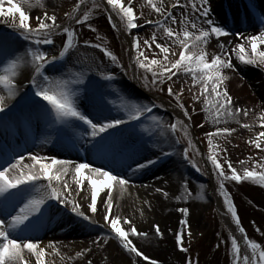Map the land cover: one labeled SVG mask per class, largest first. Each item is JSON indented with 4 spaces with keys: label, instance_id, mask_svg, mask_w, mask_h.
Segmentation results:
<instances>
[{
    "label": "rangeland",
    "instance_id": "rangeland-1",
    "mask_svg": "<svg viewBox=\"0 0 264 264\" xmlns=\"http://www.w3.org/2000/svg\"><path fill=\"white\" fill-rule=\"evenodd\" d=\"M35 1L0 0V33L8 26L32 30L17 31L14 32L16 36H11L22 40L17 41L29 53L35 71L44 64L54 65L61 58L60 67L56 69L62 72L49 69L55 72L49 75L50 82L43 84L37 79L36 87L48 90L62 103L73 105L76 111L72 112V107L68 111L53 106L46 99L33 102L44 105L56 120H80L82 125L78 129H90L93 134L103 137L106 130L93 127L95 122L91 113L96 109L93 102L102 104L106 110L115 109L119 117L113 114L112 118L120 129L137 123L135 131L143 133V138L127 142L129 147L139 144L148 157L147 163L154 166L161 161L156 150L161 156L173 154L175 162L184 165L185 171L181 172L190 182L188 188L175 198L178 223L177 219L170 226L160 223L159 231L153 235L157 241L170 242L169 257L164 256L168 252L159 254L143 246L128 228L129 222L119 218L121 223L116 221L114 232L127 234V237L119 235L127 247L124 249L121 242L116 245L121 257L125 258L119 264H237V240L211 198L212 175L225 208L247 232L256 251V264H264V0H248L261 12V18L253 22L252 29L246 30L255 32L256 36L238 39L232 45V51L224 45L226 38L221 33L222 29L230 32L220 25L225 19L222 10L234 3L247 13L242 0H123L131 6L130 11L120 12V15L126 21L127 29L134 28L129 29L130 35L139 41L137 55L147 69L143 84L139 85L125 68L124 47L116 33L119 29L105 5L97 3L84 8L81 17L72 23L75 13L86 4V0H49L52 14L49 15L45 8L27 14L26 6ZM229 1H233L232 4ZM133 17L136 20L131 21ZM229 21L233 22L232 19ZM224 22L228 23L227 20ZM147 23L153 24L144 26ZM52 29L63 31L50 36ZM209 40L217 45L213 51H189V48ZM39 55H48V61L39 60ZM215 55L218 59L214 61ZM240 62L249 67L247 75L238 72L240 75L246 79L257 78L249 85L242 80L238 87H234L237 80L229 68L237 70ZM235 73L238 75L237 71ZM258 78L262 79L261 82ZM151 91L160 92L177 104L192 120L194 130L182 114L151 97ZM219 97L224 109L227 107L226 116L233 122L223 121L225 113L216 107ZM143 116L147 118L142 119ZM41 120H46L45 116ZM158 123H166L169 131L161 133L155 128ZM199 142L211 151L212 175L208 168V172L204 168L208 164L204 162ZM78 151L81 152V148ZM47 156L50 158L45 162L46 169L54 161L62 160ZM65 161L74 162L75 159ZM101 165H90L97 178V187L107 185L102 176L105 171L116 176L122 187L127 184L123 175H114ZM167 175L158 168L148 179H164ZM200 201L205 204L202 208L199 207ZM55 206L58 210L63 209L60 203ZM3 243L9 246L7 242H0ZM41 243L32 246L33 253L38 264H50V258L41 256V252L48 253Z\"/></svg>",
    "mask_w": 264,
    "mask_h": 264
},
{
    "label": "bare ground",
    "instance_id": "bare-ground-1",
    "mask_svg": "<svg viewBox=\"0 0 264 264\" xmlns=\"http://www.w3.org/2000/svg\"><path fill=\"white\" fill-rule=\"evenodd\" d=\"M48 1L36 0L29 3L26 6V13H36L39 8H45L49 15L52 14L53 9ZM104 1L109 7L114 25L121 28L117 10L123 9L125 3L117 4L113 0L114 4L112 0ZM233 7L236 14L240 13V20L230 22L226 19L227 24L224 19L220 21V25L230 31L221 30L223 37L226 38L224 45L229 51H232V45L237 43L238 39L246 40L256 36L255 32L246 31L252 29L253 19H247L238 6L233 5ZM214 8L218 13V6ZM17 40L22 41L18 37L0 33V139L4 137L6 139L4 142L12 145L14 153L20 154L18 158L13 159V165L10 164L8 167L11 157L6 154V157H2L0 154V166L5 169L0 174V241L6 240L9 245L6 247L4 243L0 244V264H38L32 246L41 242L48 249V253L41 252V256L50 258L52 260L50 264H119L125 259L116 249L119 240L115 236L114 226L116 221L121 223L119 218L129 222L128 228L138 236L136 238L143 246L159 254L163 251L168 252L163 254L168 258L171 250L170 242L157 241L153 235L159 231L160 223L170 226L176 222L178 216L175 198L182 194V190L188 188V183L190 184L187 175L181 172L185 171L184 165L179 161L175 162L173 154L168 157L165 156L166 154L161 156V152L156 150L161 161L154 166L147 163L148 157L138 153L135 147H126L125 142L131 138L121 137L116 132L118 125L112 118L113 114L117 115L115 109L106 110L102 104L94 105L96 109L92 110L91 117L95 126L110 131L103 140L94 141L92 140L94 135L90 134L85 138L75 124L56 123L57 121L50 117L44 106L27 102L26 84L33 74L34 65L29 53L23 50V45ZM216 46L213 40H209L205 44L193 46L191 52L208 53ZM42 59H46V56ZM216 59L218 55L214 56V61ZM55 67H59V63ZM248 68L244 62L237 64V70L229 68L230 72L234 71L237 80L234 87H238L242 80L249 85L257 78L246 79L239 74L247 75ZM235 71L239 72L238 75ZM258 79L261 82L262 79ZM227 90L225 88L226 95H228ZM151 96L160 98L155 94ZM163 100L171 110L182 114L173 101ZM219 100L216 107L220 112L225 113L223 121L233 122L226 116L227 107L224 109L221 97ZM229 107L231 108L232 105ZM42 115L46 120H41ZM146 118L142 117V119ZM24 119L41 125L33 138L22 136L19 142L8 135L7 129L12 130L13 127L14 130H20L21 127L14 126H20ZM57 127L60 129L57 130ZM155 128L161 133L169 131L166 123H158ZM62 134L68 135L72 142L82 148L83 154L77 153V161L74 163H60L63 162V156L70 154L68 147L61 143ZM140 134L143 133L137 132L134 135ZM29 149L30 151L27 152ZM107 153L113 156L109 162L104 158ZM47 155H53L54 160L62 159L58 163L54 161L48 173L44 166L46 160L50 158ZM102 161L107 170L124 176L127 181L124 187L119 184L116 177L106 172L102 176L111 184L110 189H104V185L96 187L97 178L90 165ZM159 166L168 174L166 178L148 179ZM9 198L14 199L15 202H24V207L18 215L19 219L11 218L13 207L9 203ZM202 198L205 199L203 196ZM211 198L225 216V222L234 231L238 244L237 264H255L256 251L253 249L254 255L245 244L238 225L226 212L222 196L212 191ZM202 201L198 202L200 208L205 205L200 204ZM59 203L63 206L62 210L56 209L55 205ZM45 225L48 226V231ZM95 226L101 230H95ZM43 236L47 238L41 239Z\"/></svg>",
    "mask_w": 264,
    "mask_h": 264
}]
</instances>
